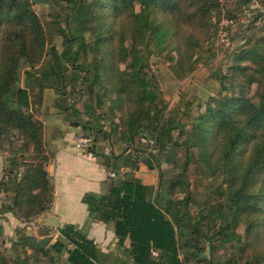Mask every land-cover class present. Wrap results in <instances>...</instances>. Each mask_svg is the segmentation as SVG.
Returning <instances> with one entry per match:
<instances>
[{
	"label": "trees",
	"instance_id": "16d2710c",
	"mask_svg": "<svg viewBox=\"0 0 264 264\" xmlns=\"http://www.w3.org/2000/svg\"><path fill=\"white\" fill-rule=\"evenodd\" d=\"M28 1L0 0V134L16 130L26 150L32 146L37 155L25 175L11 168L13 174L1 180L0 213L33 220L52 205L54 182L47 169L43 123L32 105L35 96L37 104L42 103L45 82L50 80L58 93L74 100L66 107L68 112L57 105L62 118L96 140L99 136L108 140L113 154L122 144V152L130 150L122 162L112 161V155L107 160L109 170L118 172L109 192L83 198L90 214L115 224L117 258L127 264H187L232 248L226 264H264V37L235 51L238 63L232 75L240 76L233 84L236 88L224 84L227 92L210 97L204 111L186 128L187 123L176 117L164 120L147 71L149 59L176 36L187 37L188 43L191 35L197 40L195 35L205 29L212 12L222 10L220 0H67L71 10L61 28L65 41L61 52L47 46L41 18ZM226 17L232 24L236 20L230 14ZM221 21L218 36L226 28ZM120 62L126 64L124 68ZM252 86L259 94L257 101L248 97ZM81 95L86 96L84 111L74 106L75 97ZM71 112L75 116L83 112L88 118L74 120ZM107 123L110 130L105 129ZM144 128L152 133L142 134ZM138 134L155 139L153 147L139 141L147 151L167 145L184 151L174 177L150 186L130 176L142 161L148 163L132 144ZM192 158L201 165L202 176L223 173L214 198L200 200L203 205L196 213L191 210ZM122 166L129 171H122ZM240 225L245 227L243 233ZM60 231L66 241L58 238L50 251L33 248L30 236L18 230L13 243L22 246L24 255L19 252L11 261L0 253V264H41L39 257L48 254L49 260L42 264H60L59 260L106 264L94 241L75 226ZM153 249L159 251L158 257L152 255Z\"/></svg>",
	"mask_w": 264,
	"mask_h": 264
},
{
	"label": "rangeland",
	"instance_id": "374dc122",
	"mask_svg": "<svg viewBox=\"0 0 264 264\" xmlns=\"http://www.w3.org/2000/svg\"><path fill=\"white\" fill-rule=\"evenodd\" d=\"M220 1L222 10L220 12H212V16L206 23L205 29H203L201 33L195 35V37L198 38L197 40L193 41L194 36L191 35L189 37V39L191 38V42L188 43L187 37L176 36L173 42L169 43L171 45L168 44L165 46L161 53L155 50L150 56V68H148L147 71H149V78L155 86L157 104L164 114L165 121L171 116L173 118L176 117L182 123H187L186 128H189V125L193 123L194 117L204 111L206 101L209 100L210 97L217 96L219 93L225 94L227 92L223 87L224 84L228 88H236L233 84L240 79V76L232 75L233 68L238 63V56H236L235 51L246 49L253 44L254 39L264 37V0ZM28 2L30 9L36 12L41 18L47 34V46H54L61 52L65 47L61 28L65 26V19L70 13L71 4L68 3L69 1L67 0H29ZM136 10H139V4L136 5ZM228 14L236 17L233 24L229 22L227 19L228 17H226ZM256 15H260V17L255 19ZM221 18L222 26H226V28L223 29L218 36L216 29L218 20ZM152 48L155 49L154 47ZM213 52H215L216 55L210 58ZM119 65L124 68L126 64L120 62ZM23 72L24 68L21 70L20 83L22 86L25 85V74ZM50 84V80H46L42 103L37 104L38 98L35 96L33 98L34 103L32 104L36 117L43 123L44 143L46 128L42 116L48 118L49 116L56 115L60 120L66 121L58 114L57 105L64 106L68 112L69 110L66 107L69 106L73 100L71 99V101H69L68 96L64 97L62 93H58ZM248 89V97L253 101H257L259 99V94L256 92L255 88L252 86V88L250 87ZM85 99V95H81V97L78 96V98L75 97L76 101L74 106L84 111ZM108 105L109 102L105 104L107 118H109L110 115L107 109ZM74 106L72 109H74ZM70 118L84 122L87 120L88 116L83 114V112L75 116L74 113L71 112ZM107 120V122H109V119ZM110 128L109 123H107L105 129L110 130ZM78 131L80 137L86 134V137L91 138L92 144L89 149L92 150L102 147L107 152L110 150L107 144L109 141L103 139V137L97 136L98 138L96 140L93 134L85 132L82 127H78ZM142 132L147 134L152 133V131L146 130V128L141 129V133ZM178 133V129H175L173 132L175 138L179 136ZM184 137L185 134L181 135V138ZM140 138L141 134H138L132 144H134L135 148L143 152L146 158L144 160L148 162V165L150 164L156 167L159 176L158 181L160 179H170L180 171L179 166L183 162L181 156L184 155L182 149L174 145H167L168 147L166 148L162 146L159 148L157 146L147 151L144 146L139 144ZM103 140L108 142H104ZM122 146L124 147L125 145L122 144ZM122 146H119L118 150H120ZM45 152L49 158L47 164L48 168L50 156L48 148L46 147ZM36 155L32 146L29 150H26L24 138L20 136L16 130L6 131L0 134V182L3 178L8 180L9 177L7 174H13L9 172L11 168H13L14 172H17L19 176L25 175L28 172L30 160ZM110 156L111 155L107 156L106 159L110 160ZM193 159L194 158H192L190 163L191 187L194 191L191 210L196 213L203 205L199 204L201 202L200 200L205 197H209L210 200L214 198V189L221 182L223 173L215 177H210L206 174L202 176L201 165L197 164ZM0 194H2V197L4 196L3 190H1ZM24 221L31 222L32 220ZM27 230L30 231L29 228H22L21 231L28 235ZM244 230V225H240L239 231L243 233ZM52 245L53 240H51L45 248H49L50 251H53ZM21 248L22 246L14 244L8 237H5L2 242L0 240V253L6 255L11 261L20 253L24 255L25 252ZM205 250L206 252L208 251L207 248ZM26 251L29 253L32 252L28 247H26ZM233 251L232 248H229L225 251H220L217 255L213 256L212 259L208 258V260H203V262L191 261L187 264H226L229 254ZM49 257V254L48 256H40V263L42 264L48 261ZM59 261L60 264H64L62 260Z\"/></svg>",
	"mask_w": 264,
	"mask_h": 264
},
{
	"label": "crops",
	"instance_id": "0c3cea01",
	"mask_svg": "<svg viewBox=\"0 0 264 264\" xmlns=\"http://www.w3.org/2000/svg\"><path fill=\"white\" fill-rule=\"evenodd\" d=\"M45 143L50 156L48 171L54 182V199L51 207L38 217L34 218L27 227V234L38 240L51 236L53 243L62 238L61 229L66 225H73L89 239H92L98 249L103 253L106 264H127L119 258L117 247L115 224L106 223L90 214L88 204L83 198L86 194H107L112 183L118 177L110 176L111 170L106 165V157L112 155V161L122 162L129 149L115 150L113 154L111 144L108 152L101 148L79 150L76 146L80 137L78 127L69 124L68 121L60 120L56 115L45 118ZM115 155V156H114ZM122 171H129L122 166ZM144 184L156 186L158 184V173L156 167H149L148 163L142 161L140 168L134 174ZM21 220L12 213H0V240L5 237L11 242L17 240V231ZM66 241V240H65ZM69 248L72 245H68ZM67 256V255H65ZM128 264H132L131 261Z\"/></svg>",
	"mask_w": 264,
	"mask_h": 264
},
{
	"label": "built area",
	"instance_id": "2783aa9c",
	"mask_svg": "<svg viewBox=\"0 0 264 264\" xmlns=\"http://www.w3.org/2000/svg\"><path fill=\"white\" fill-rule=\"evenodd\" d=\"M141 142L143 144H146L150 147H153L154 144H155V139L149 137V136H142L141 137ZM92 144V140L90 137H86V136H82V137H79L78 140H77V143H76V146L79 150H88L89 147L91 146ZM110 176L112 178H115V177H118V172L117 171H111L110 172ZM31 222H27V221H21L19 226L21 228H27L29 225H30ZM152 255L155 256V257H158L159 255V251L156 250V249H153L152 250Z\"/></svg>",
	"mask_w": 264,
	"mask_h": 264
},
{
	"label": "water",
	"instance_id": "95a60500",
	"mask_svg": "<svg viewBox=\"0 0 264 264\" xmlns=\"http://www.w3.org/2000/svg\"><path fill=\"white\" fill-rule=\"evenodd\" d=\"M51 239H52L51 236H47L40 240L34 237H28V240L31 242L32 247L36 249H44L47 246V244L51 241Z\"/></svg>",
	"mask_w": 264,
	"mask_h": 264
}]
</instances>
